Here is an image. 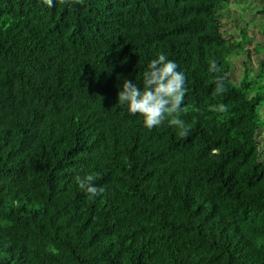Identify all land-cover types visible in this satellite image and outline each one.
<instances>
[{"label": "trees", "instance_id": "obj_1", "mask_svg": "<svg viewBox=\"0 0 264 264\" xmlns=\"http://www.w3.org/2000/svg\"><path fill=\"white\" fill-rule=\"evenodd\" d=\"M230 5L0 0V264H264V42L247 11L223 35ZM159 54L186 76L184 138L117 100Z\"/></svg>", "mask_w": 264, "mask_h": 264}, {"label": "clouds", "instance_id": "obj_2", "mask_svg": "<svg viewBox=\"0 0 264 264\" xmlns=\"http://www.w3.org/2000/svg\"><path fill=\"white\" fill-rule=\"evenodd\" d=\"M42 2L52 8L57 4L70 6L73 3H82V0H42ZM177 68L175 61L168 59L165 54H159L150 61L143 72V87L125 79L117 94V100L120 106L126 107L129 114L142 117L143 127L151 130L167 121L169 126L177 130V135L184 138L190 131L180 118L181 113L187 111L182 107L187 91L186 76ZM214 68L213 64L212 69ZM216 83L217 93L226 91L222 80L218 79ZM74 180L89 199L98 197L105 191L103 187L95 185L96 176L92 173L76 175Z\"/></svg>", "mask_w": 264, "mask_h": 264}, {"label": "rangeland", "instance_id": "obj_3", "mask_svg": "<svg viewBox=\"0 0 264 264\" xmlns=\"http://www.w3.org/2000/svg\"><path fill=\"white\" fill-rule=\"evenodd\" d=\"M264 0H231V10L222 12L221 20V31L226 38H231L234 43H241V36L237 27L235 19L240 15L241 12H246L245 16L249 19L248 33L253 36L256 42H264ZM235 10L237 14L232 12ZM236 15V16H235ZM258 58L255 59V64ZM236 68L240 71L241 65L240 60H235ZM235 73L229 72L232 80L238 82L241 76L240 72ZM262 146L264 149V135L261 137Z\"/></svg>", "mask_w": 264, "mask_h": 264}]
</instances>
